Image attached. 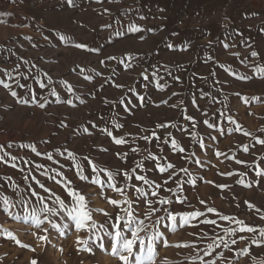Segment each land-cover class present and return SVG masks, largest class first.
Wrapping results in <instances>:
<instances>
[{
    "label": "rangeland",
    "instance_id": "1",
    "mask_svg": "<svg viewBox=\"0 0 264 264\" xmlns=\"http://www.w3.org/2000/svg\"><path fill=\"white\" fill-rule=\"evenodd\" d=\"M105 9L109 11L106 13ZM0 20L4 21L0 23V67L11 70L19 65L13 75L21 74L19 82L26 87L16 88L14 80L2 75L0 78L6 79L20 97L29 101L27 105L17 103L16 98L0 86V145L19 157L15 161L16 168L10 166L11 161L0 163V192L18 199L12 192L15 182L21 190L32 185L42 195H48L36 185L32 179L35 177L68 202L70 197L64 186L48 178L53 173L48 171L47 175H42L45 169H58L73 181L71 187L90 198L94 219L103 223L107 217L102 212L113 217L118 213L108 200L116 199L126 206L125 197L107 184L98 187L91 183L95 175L85 156L113 172L134 168L140 161L146 169L143 174L161 184L169 172H178L173 181L179 180L181 187L170 182L159 189L161 196L173 200L169 207L176 212L202 211L206 215L190 221L188 226L178 227L174 234L170 226L165 227L169 224L166 219L156 224V230L165 233L169 245L165 247L163 239L157 242L156 264H189V258L195 255L193 248L175 245L195 243L197 248L203 249L206 242L200 240V234H223L222 228L200 222L205 218L216 219L222 227L239 228L220 220L214 213H207V207L243 220L247 225L264 227V220L260 219L264 216V176H257L255 168L259 165L264 169V145L256 143L255 139H264V79L253 76L241 63L264 64V0H73L72 6L67 0H0ZM106 24L112 27L104 28ZM129 24L144 30L128 32ZM117 30L121 36L115 35ZM60 35L69 39L61 40ZM75 43L99 48L100 52L77 49L72 46ZM253 50L260 54L259 60L250 56ZM101 60L105 63L101 64ZM229 68L231 73L253 78L241 81ZM143 71L149 76L147 81L141 76ZM45 73L51 76L53 83L42 89L38 81L47 82ZM63 81L70 83L74 91L68 92ZM116 84L125 87L120 89ZM158 84L163 85L164 90H160ZM52 88L59 94V101L49 95ZM139 96L144 100L140 101ZM244 97L249 98L247 103ZM252 97H259V101ZM121 98L125 99L129 111L125 110V104L114 103ZM65 100H71L75 107L64 103ZM39 103L46 106L40 108ZM189 116L194 118V126L187 119ZM229 116L236 124L228 121ZM114 122L123 127L115 129ZM208 123L216 127L209 128ZM159 124L175 127L158 128ZM105 127L112 130L115 137H123L129 143L116 145L101 131ZM152 132L160 139L152 137L151 142L142 139ZM173 139L176 147L171 143ZM164 140L169 143L165 144ZM198 140L203 142V148ZM8 144H12L10 149ZM33 147L40 156L32 151ZM181 147L184 152L180 151ZM131 148L139 151L133 153ZM65 149L76 154L75 161L68 158ZM61 152L64 154L60 155ZM148 152L160 159L146 160ZM45 154H51L59 163L48 160ZM197 159L200 164L194 163ZM25 160L29 161L27 165ZM236 160L247 163L238 164ZM33 162L44 168L36 169ZM77 162L84 166L89 181H81L75 175ZM157 162L172 163L175 168L160 173L155 167ZM182 167L187 168L190 175L180 171ZM117 180L118 187H124L122 178L117 177ZM255 181H259V186ZM129 184L147 188L135 179ZM249 184L252 186L247 187ZM169 188L171 192L167 191ZM174 193L186 198L185 203H177ZM136 195L127 192L128 198ZM148 199L156 198L149 196ZM200 200L206 204H201ZM246 201L254 207L250 208ZM32 202L35 204V198ZM48 203L51 205V199ZM133 209L141 216L148 211L142 199L133 203ZM13 211L19 214V219H12L0 209V229L16 236L21 244L6 238L0 231V264H30L33 259L37 264H122L109 254L111 241L108 238L103 241L107 251L94 247L95 254L90 255L77 251V238H86V233L77 232L74 226L57 232L45 224L44 227L49 228L48 241L41 242L32 233H43L23 219L26 210L18 206ZM163 215L161 210L151 220L145 217L146 223L152 225ZM55 219L61 222L60 217ZM241 236L245 239L241 240ZM231 239H236L237 243L231 245ZM252 239H260L258 233L237 231L235 237L229 238L232 251L223 246L217 250L227 258L225 261L217 259V264H264V244L253 245ZM242 249H248L249 254L237 259L234 254Z\"/></svg>",
    "mask_w": 264,
    "mask_h": 264
},
{
    "label": "snow or ice",
    "instance_id": "2",
    "mask_svg": "<svg viewBox=\"0 0 264 264\" xmlns=\"http://www.w3.org/2000/svg\"><path fill=\"white\" fill-rule=\"evenodd\" d=\"M15 2V0H13ZM97 2H103V0H97ZM67 3L69 6L73 5V0H67ZM109 10L105 9V12L107 13ZM161 11H164V9H161ZM141 19H144V17H141ZM0 23H4L3 20H0ZM104 28H111V24L103 25ZM140 26L135 24H129L127 26L128 32H140L143 31ZM150 31V30H149ZM116 36H121L122 33L118 30L115 33ZM61 40L67 41L69 38L65 37L64 35H60ZM211 44V41H209ZM73 47L77 49H81L84 51L89 52H95L99 53V48H89V46L85 43H75L72 45ZM169 48H172V45L168 46ZM225 47H228L227 44H225ZM186 50V49H185ZM259 53L255 50H253L250 53V56L253 58H256L259 60ZM106 59L112 60L115 59V57H107ZM209 59H212L209 57ZM27 63V61H25ZM101 64L105 63V60L100 61ZM241 63H244L246 67L249 68V70L253 73V76L256 78L264 79V64L256 63V64H248L246 61H241ZM35 67V65H33ZM19 68V65H17L15 68L9 70L3 67H0V75L3 77H6L7 80H14L15 81V87L16 88H25V84H21L20 81V75H13L14 72H17ZM228 71L231 73V69L229 68ZM29 72H31V69H29ZM232 75L236 76L237 79L241 81H248L252 79V76H248L246 74L237 75L236 73H231ZM155 75V74H153ZM141 76L144 80H148L149 76L146 71L141 72ZM45 77L47 78V82L45 83L43 80L38 81L40 88H48L50 84L53 83V80L51 76H49L47 73H45ZM25 79H27V76H25ZM35 79V77H33ZM85 79H89V77H85ZM175 79L179 80V77H176ZM6 79L0 78V86L7 89L10 93V95L14 98H16L17 103L27 105L29 103L28 100L23 99L20 97L16 90H14L13 85L8 83ZM64 86L67 88L68 92H73L74 89L70 83L67 81L62 82ZM117 88L123 89L125 86L122 84H116ZM157 87L160 90H164L163 85H157ZM132 89L129 88V92H131ZM29 92H31V89H29ZM49 95L55 96L57 101L60 100L59 94L57 93L55 88L50 89ZM237 95H240V93H237ZM138 99L140 101L144 100L143 96H139ZM248 97H244L245 102H248ZM251 99L259 101V97H252ZM64 103H67L69 105H72L75 107L74 104H72L71 100H65ZM114 103H120L125 104V99L121 98L118 101H114ZM130 103V101H129ZM163 103H167V101H164ZM46 105L45 103H39L38 107L44 108ZM176 105H173L175 107ZM125 110L129 111V107L127 104H125ZM103 117H101L102 119ZM188 120L193 122V126L195 125V121L193 117H187ZM228 121L230 123L236 124V121L232 119V117H227ZM207 123V121L205 122ZM66 126V125H65ZM175 127V125H165V124H159L157 125L158 128H165V127ZM93 127H96L93 125ZM113 127L117 130L121 129L123 125L119 122H114ZM209 128H215L216 125L214 123H208ZM236 130L239 131L240 128L237 125ZM106 135L111 137L116 145H125L129 143V141L123 137L117 138L113 135V131L110 130L108 127H105L104 129H101ZM264 131V129H262ZM85 132H88V129H85ZM91 134V133H89ZM131 136V134H127ZM171 136V133L168 134ZM246 136H250L251 133H244ZM155 137L156 139H160L159 136L156 135L155 132L151 133V136L145 135L142 137V139L146 142H151V138ZM212 139H215V137H211ZM135 139V137H133ZM256 143L264 145V139L255 138ZM164 143H169L168 140H164ZM173 147H176V141L173 139L171 141ZM197 143L200 145V147H204V144L201 140H198ZM12 144H8L7 148H11ZM106 151V149H104ZM32 151L35 152L37 156H40L41 153L36 151V149L33 147ZM67 152L68 158L72 161H75L76 154L72 151H69L68 149H65ZM131 152L137 153L139 150L137 148H131ZM147 151V150H145ZM181 152H184L185 149L183 147L180 148ZM244 151L247 152L248 148L245 146ZM64 153L61 152L60 155H63ZM46 158L50 161H53V163H59L58 160H53V156L51 154H45ZM119 156L120 154L117 153ZM125 155H127L125 153ZM195 156V153L192 154ZM217 155H221V153H217ZM19 159V157L12 155L10 152L5 150L4 145H0V163L9 164L11 161L10 166L13 168L17 167V164L15 161ZM145 159L158 161L160 158L156 155H153L151 152H148L147 156H145ZM84 160L87 161L88 165L91 167V172L95 175L94 179H91V183L98 186L103 187L105 184L113 190H115L121 197H125L124 205H121L120 202L116 199H109L108 203L115 206L118 209V213L115 217H113L108 212H102V214L107 217V220L103 223H98L94 219V213L92 208L89 204V199L86 197V194L82 193L81 190L71 187L73 184V181L69 179L67 176L64 175V173L58 169H45V171L42 173V175H47L48 171H51L53 175L48 176L49 179L55 180L57 184H62L64 188L66 189L67 196L70 197V200L66 202L63 198H61L59 195H57L52 189L45 186V184L41 183L39 180H36L35 177H32L33 180H35L36 185H38L39 189L43 191V193H46L48 195H42L40 191H37L36 188H33L32 185H28L27 189L21 190L19 184H15L13 182L12 185V192L15 193L18 196V199H13L12 196L0 192V209L3 210L4 213L7 214V216L11 217L12 219H19V214L13 211L18 206L21 208H24L26 210V215L23 217V219L30 221L31 225L37 229L39 232H42L43 234H38L37 232H33L32 235L36 237L38 241L41 242H47L48 241V232L49 228L44 227L45 224L49 225L52 230H56L57 232H61V229L67 230L74 226L75 230L77 232H84L86 233V238H77V245L79 246L77 248L78 252H87L90 255H94V247L99 248L101 250L107 251L105 249V245L103 241L108 238L110 243V255L113 258H117L122 262V264H156V257H157V242L160 240H164V246L168 247V242L164 238L165 233L162 231H157L155 228L156 224L161 223L163 220H167L169 222L168 225H165V227H171L173 234L175 233L176 229L178 227L182 226H188L190 224V221L194 219H199L200 217H204L206 214L202 211H193V212H176L173 209H171L169 206L173 203V200L166 197L161 196L159 189H161L164 185H167L170 182H174L177 184L178 187H181L180 181L175 180L173 181L174 176H178V172H169L168 176H166L163 180V184L155 182L151 179H149L146 175L143 173L146 171L144 168V165L142 162L137 161L136 166L134 168L121 171L117 169L115 172L104 168L99 167L96 163L91 161L89 157L85 156ZM24 163L27 165L29 161L25 160ZM194 163L200 164L201 161L194 160ZM236 163L238 164H246L247 162L236 160ZM34 167L36 169L44 168V165L34 163ZM64 165H61V168H63ZM155 167L159 169L160 173H164L167 170H171L175 168V165L172 163L167 164H160L156 163ZM255 168L258 169L256 171L257 176H264V169H261L259 165H255ZM76 172L75 175L81 180V181H89L90 177L89 175L85 174L84 166L79 164L77 162L76 164ZM23 171L24 169H20ZM139 170V171H138ZM180 171L184 172L185 174L190 175L187 168H181ZM29 172H31V169H29ZM103 173V177L101 174ZM56 177H62V179L57 180ZM106 177V179L104 178ZM117 177H121L124 183V187H118L119 181L117 180ZM25 180L28 179L27 176L24 177ZM135 179L136 181H139L142 183V185H146L147 188L137 186L135 184H129V181ZM9 180L11 178L9 177ZM193 184H195V181H191ZM208 183H214L212 181H207ZM240 183H243L240 181ZM256 185L259 186V181H255ZM247 187H251L252 185H246ZM221 188H227L226 185H220ZM132 191L138 195L133 196L132 198L127 197V192ZM167 191L171 192L172 190L169 188ZM24 193H27L25 195ZM155 197V200L148 199V197ZM173 197L175 198V201L177 203H185L186 198H182L179 196H176V194H173ZM32 198H35V204L32 202ZM51 199V205H49L48 201ZM144 200V203L147 206L148 211L141 216L140 214H137L135 210L133 209V203L137 200ZM201 204H206V201L200 200ZM249 204L250 208H253L254 205L247 202ZM38 205V207H37ZM154 205H158L159 207H154ZM30 209V210H28ZM163 210L164 215L161 216L158 220L153 221L152 225H149L146 223L147 220H151L152 216ZM101 211V210H97ZM256 211H259V209H256ZM207 213H214L216 216L219 217L220 220L234 223L235 225H238L239 228H232V227H222L217 223L216 219H203L200 222L204 224L209 225H215L218 228H222V233L220 235L213 234L209 235L207 232H204L200 234L199 238L201 241L206 242V247L203 249L197 248L195 243L192 244H177L175 247H191L193 248L195 255L191 256L189 258V264H217V259L220 261H225L227 258L223 255V253L218 252L217 250L223 246L225 249H228L229 251H232L229 245V238L235 237L237 234V231L240 233H258V236L260 239H252L251 244L260 246L261 244H264V227L257 228L255 226L247 225L243 220L237 219L235 217L224 215L219 213L215 208L213 207H207L206 208ZM122 213V214H121ZM56 217L61 218V222H57L55 219ZM261 220H264V216L260 217ZM152 229L151 232H149V229ZM0 231H3L6 235V238L12 239L15 241L16 244L20 245V240L14 236L13 234L9 233L6 229H0ZM63 234V233H61ZM241 240L245 239V237L241 236ZM231 245H235L237 243L236 239H231L230 241ZM23 246V245H22ZM30 247V246H29ZM32 251H35L34 248H31ZM63 251V249H61ZM201 252L203 254H201ZM249 254L248 249H242L239 252H236L234 255L238 259L240 256H247ZM134 258V259H133ZM207 258V259H206ZM30 264H37V261L33 259Z\"/></svg>",
    "mask_w": 264,
    "mask_h": 264
}]
</instances>
